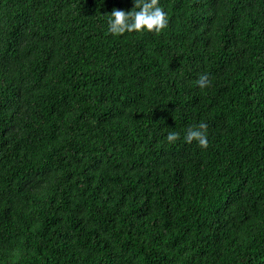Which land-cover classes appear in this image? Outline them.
Segmentation results:
<instances>
[{
	"label": "trees",
	"instance_id": "trees-1",
	"mask_svg": "<svg viewBox=\"0 0 264 264\" xmlns=\"http://www.w3.org/2000/svg\"><path fill=\"white\" fill-rule=\"evenodd\" d=\"M161 3L0 0V264H264V0Z\"/></svg>",
	"mask_w": 264,
	"mask_h": 264
},
{
	"label": "clouds",
	"instance_id": "clouds-1",
	"mask_svg": "<svg viewBox=\"0 0 264 264\" xmlns=\"http://www.w3.org/2000/svg\"><path fill=\"white\" fill-rule=\"evenodd\" d=\"M135 7L130 10L114 8L109 17V31L114 34H122L125 31H155L159 33L169 23L168 13L165 11L161 0H134ZM198 84L205 87L210 84L208 73H201ZM181 133L179 131H168L166 139L169 143H175ZM187 142H196L202 147L209 145L208 123L201 120L197 125L190 126L185 134Z\"/></svg>",
	"mask_w": 264,
	"mask_h": 264
}]
</instances>
